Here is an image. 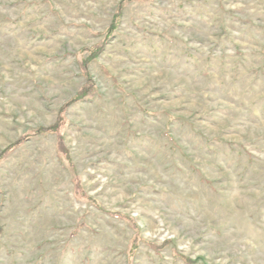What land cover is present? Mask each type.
Listing matches in <instances>:
<instances>
[{
  "label": "rangeland",
  "instance_id": "374dc122",
  "mask_svg": "<svg viewBox=\"0 0 264 264\" xmlns=\"http://www.w3.org/2000/svg\"><path fill=\"white\" fill-rule=\"evenodd\" d=\"M0 264H264V0H0Z\"/></svg>",
  "mask_w": 264,
  "mask_h": 264
},
{
  "label": "trees",
  "instance_id": "16d2710c",
  "mask_svg": "<svg viewBox=\"0 0 264 264\" xmlns=\"http://www.w3.org/2000/svg\"><path fill=\"white\" fill-rule=\"evenodd\" d=\"M19 144V143H18ZM5 154V151L3 152V155Z\"/></svg>",
  "mask_w": 264,
  "mask_h": 264
}]
</instances>
